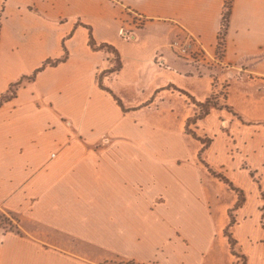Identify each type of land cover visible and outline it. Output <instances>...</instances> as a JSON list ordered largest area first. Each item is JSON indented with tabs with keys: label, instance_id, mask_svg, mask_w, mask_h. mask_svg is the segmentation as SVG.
Listing matches in <instances>:
<instances>
[{
	"label": "crops",
	"instance_id": "crops-1",
	"mask_svg": "<svg viewBox=\"0 0 264 264\" xmlns=\"http://www.w3.org/2000/svg\"><path fill=\"white\" fill-rule=\"evenodd\" d=\"M175 39L196 42L197 60L178 57ZM104 44L118 54L116 72ZM209 60L241 77L231 76L222 106L196 124L210 140L201 152L185 130L212 93ZM235 79L239 103L230 94ZM17 82L0 105V211L18 219L17 231L1 229L0 264L6 250L17 255L8 264H26L27 250L89 264L48 235L79 233L70 245L82 252L83 234L113 233L128 248L164 219L178 220L183 240L195 233V264L215 246L201 183L209 171L236 196L214 234L228 232L241 264H264V0H0V96ZM185 250L177 245L179 257Z\"/></svg>",
	"mask_w": 264,
	"mask_h": 264
},
{
	"label": "rangeland",
	"instance_id": "rangeland-1",
	"mask_svg": "<svg viewBox=\"0 0 264 264\" xmlns=\"http://www.w3.org/2000/svg\"><path fill=\"white\" fill-rule=\"evenodd\" d=\"M135 20V19H134ZM136 21H140L138 18H136ZM141 23V22H140ZM137 26V24H136ZM140 25L137 26V28ZM219 49V48H218ZM174 52V51H173ZM175 53V52H174ZM176 54V53H175ZM177 55V54H176ZM197 53L195 55H192L189 57H180L186 61H194L197 60ZM176 57V56H174ZM177 58V57H176ZM156 63H158L159 59H155ZM215 64L212 62V60L206 61L204 63V66L207 67V69L214 68V73L212 74L213 82H212V93L210 96L206 99L208 102L205 104L207 107H211L214 104L220 105L219 103L222 102L223 97L225 96L226 86L227 82L232 77L239 78L241 77L240 73H234L232 75L227 76L226 74H223V71L218 66H214ZM220 74H223V78H219ZM201 80L206 81L207 78H202ZM189 81V80H186ZM240 80L235 79L231 82V97L234 100H238V103L240 102V94L241 91H239V85L241 84ZM196 84L197 82H193ZM194 84H188L186 87L190 90L195 89L198 96L202 97L204 94L203 87L200 85L199 87H194ZM204 85V83H203ZM220 98V99H219ZM205 100V101H206ZM205 101L203 103H205ZM196 106V114L192 117H198L202 115V108L199 105ZM222 106V105H220ZM213 109V108H212ZM211 110V109H210ZM192 118L189 119L190 122H187L186 125V134L193 133L196 137L197 134H200V131L196 132V124L199 122V120H202L204 117L201 116V119L197 120L195 123H192ZM197 133V134H196ZM201 135V134H200ZM194 137V136H193ZM204 136L201 135L202 141L200 144L202 147L204 145H208V139L203 138ZM210 172V173H209ZM209 175H204L201 179L202 183V193L206 197L205 202L207 206L210 207V214L212 216V222H213V228L212 232L210 233V240H213L215 243L214 248L210 250L208 253L203 254L202 259L195 260V264H241V259L239 258V255L235 252V250L232 251V249L227 248V242L230 245V241L228 240V237L230 236L228 232L225 230L224 234H214L213 229H215V226H220V222L222 220V217H224V207L230 205L233 201L235 202V195L234 191H232L228 184L224 183L222 181V176L218 175L217 172L209 171ZM212 182V183H210ZM72 192L74 195H80L82 192V186H74L72 187ZM83 194V193H82ZM239 194V193H237ZM209 207H207L209 209ZM91 214H94V212H89V216L87 217L88 221H92L88 223V226H93L98 224L97 219L95 217H92ZM131 219L124 218V221H130ZM157 220V219H155ZM160 220V219H159ZM158 220V221H159ZM224 220V219H223ZM17 216L10 214V213H1L0 211V233L1 229H4L5 231H17ZM163 225L153 226L152 229L147 228L143 230L145 234H142L143 232L135 233L133 236V241L137 243V245L131 244V246L128 248L125 243H118L115 239L116 236H119V234H103L98 235L95 232H90L89 234H83V237H88L89 241L86 244V248H82L81 251L77 249V247L74 245H70L71 241H77V236L81 234H70V235H61V234H54V235H48L52 237V239H47L46 241L48 243H53L56 246H65V250L73 253V255L78 256L81 260L84 262L89 261V264H184V260L188 258L189 260H185V264H193L189 255L193 254L192 249H194L195 240L194 235L195 233L192 232V238H188L186 240L181 239L180 234L178 231L173 228L177 223V219H170L167 221L162 222ZM141 229V228H140ZM203 235H205L208 231L207 229H203ZM213 236V239H211ZM58 237V238H57ZM103 238L106 240L104 242ZM64 241V244L57 242V240ZM3 237L2 234L0 236V242H2ZM99 240V241H98ZM164 240V243H163ZM183 241V242H182ZM66 242V243H65ZM163 243V244H162ZM197 243V242H196ZM216 243H219V246H216ZM233 242H231L232 245ZM150 245L148 248H145V246ZM133 245V246H132ZM177 245L185 247V254L186 258L184 259L183 256L179 257L177 252ZM230 245V246H231ZM5 251V264H8L9 261L13 260L17 257L16 254H10L6 253ZM58 253V252H57ZM137 254V255H147L148 260L145 261H137L135 259L129 258V254ZM231 253L234 256V259H236V262L234 263V260L231 258ZM51 255V254H50ZM47 252H44V250L36 251V250H27L23 252L20 256L21 261H24L26 264H32L31 262H34V264L38 263L39 259H51V264H67L66 260L61 258L59 254H56V256H50ZM238 259V260H237Z\"/></svg>",
	"mask_w": 264,
	"mask_h": 264
},
{
	"label": "trees",
	"instance_id": "trees-1",
	"mask_svg": "<svg viewBox=\"0 0 264 264\" xmlns=\"http://www.w3.org/2000/svg\"><path fill=\"white\" fill-rule=\"evenodd\" d=\"M89 44H90L91 47H94V43H93L92 39L89 40ZM100 48L105 49L106 51L114 54L115 66H114V68L112 69L111 72L118 71L120 69L121 64H120V60H119L118 54L116 53V51L114 50V48H112L111 46L105 45V44L104 45H101ZM64 59H65V57H63L60 60H56L54 62L53 61H46L38 71H40V70H42V69H44L46 67L56 66L57 64H59L60 62H62ZM19 85H20V82H17V83H15L13 85H10V87L8 88V91L5 94H3L2 96H0V105H2L3 103L8 102L9 100H11L12 98L15 97V92H16V90H17V88H18ZM207 102L208 101L206 100L205 103L198 104L202 108V115H200L198 117L192 118V121H193L192 123H195L197 120L201 119V116L202 117L206 116L209 113L210 109H212V108L213 109H216L217 104H214L211 107H207L205 105ZM188 122H190V121H188ZM191 136L192 137L194 136L193 138H195L199 142L202 141L201 139H199V137H196L193 133L191 134ZM209 143H210V140H208V145H209ZM208 145H204L202 147V149H201V152H203V150H205L208 147ZM221 178H222V181L224 183L228 184V186H229V188L231 190H235L232 187V185L224 177H221ZM228 240L230 241V245H231V242L232 241H231L230 237H228Z\"/></svg>",
	"mask_w": 264,
	"mask_h": 264
},
{
	"label": "built area",
	"instance_id": "built-area-1",
	"mask_svg": "<svg viewBox=\"0 0 264 264\" xmlns=\"http://www.w3.org/2000/svg\"><path fill=\"white\" fill-rule=\"evenodd\" d=\"M123 36H127L123 33ZM170 48L180 57H191L196 53V42L191 39L179 40L175 39L170 43ZM53 156V155H52Z\"/></svg>",
	"mask_w": 264,
	"mask_h": 264
}]
</instances>
